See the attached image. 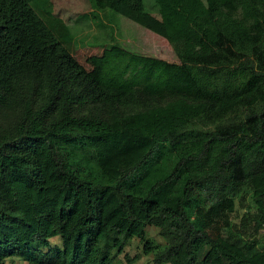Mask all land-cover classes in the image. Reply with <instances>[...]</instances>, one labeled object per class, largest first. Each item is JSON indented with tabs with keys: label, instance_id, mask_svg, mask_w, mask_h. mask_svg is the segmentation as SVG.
Wrapping results in <instances>:
<instances>
[{
	"label": "trees",
	"instance_id": "1",
	"mask_svg": "<svg viewBox=\"0 0 264 264\" xmlns=\"http://www.w3.org/2000/svg\"><path fill=\"white\" fill-rule=\"evenodd\" d=\"M87 1L176 62L111 45L93 76L50 0H0V264H121L133 238L153 264H264V0Z\"/></svg>",
	"mask_w": 264,
	"mask_h": 264
},
{
	"label": "rangeland",
	"instance_id": "2",
	"mask_svg": "<svg viewBox=\"0 0 264 264\" xmlns=\"http://www.w3.org/2000/svg\"><path fill=\"white\" fill-rule=\"evenodd\" d=\"M53 13L67 25V35L72 45V56L93 76L99 72L104 48L120 45L137 54L153 56L168 62H176L175 55L168 42L156 33L113 12L90 5L87 0H50ZM145 10L159 18L154 0H144ZM239 216L244 217L245 209L237 206ZM147 237L154 244H164V239L155 227L146 229ZM52 247L60 246V237L49 240ZM125 256L130 259L138 256L132 264H153L152 255H145L142 244L133 238L119 256L121 264H127ZM7 264H26L19 258L6 260Z\"/></svg>",
	"mask_w": 264,
	"mask_h": 264
}]
</instances>
